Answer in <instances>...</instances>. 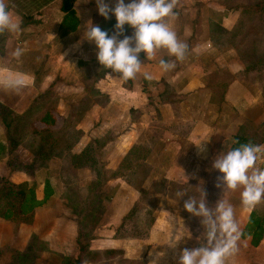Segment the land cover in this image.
<instances>
[{
	"label": "crops",
	"instance_id": "0c3cea01",
	"mask_svg": "<svg viewBox=\"0 0 264 264\" xmlns=\"http://www.w3.org/2000/svg\"><path fill=\"white\" fill-rule=\"evenodd\" d=\"M201 1L202 0H178V4L174 9L177 15L174 18L168 19L167 22L177 33L178 39L188 45L187 53H189L191 61L201 62L203 58H200V56L208 54L212 55L211 62L208 64L202 63L196 70H190L189 68V73H185L183 61H175L174 57H169L167 55L166 50H161L155 59L148 60L145 58V60L142 61V71L135 78L137 79L140 77L143 83L152 85L153 87H158L157 82H162V80H164L162 82L164 84L162 92L169 91L175 96L176 103H155L154 110H152V108L150 109V101L152 103V100L150 99L151 93H148L150 89H148L149 91L144 90L142 87L139 89L135 84L134 79L131 80V83L127 84L128 88H122L124 89V93L121 92V94H130V98L134 100V104L132 103L130 105L131 107H124L122 110L123 114L118 117L116 116V109H120L119 107L122 105L116 104V100L118 99L117 96H115L116 93H104L106 94V103L105 107L103 106L101 109L106 107L110 108L113 100L112 106L113 109H115V114L112 113L111 116L115 126L121 125L123 122L121 117H124V119H129L130 124L127 129L141 127L146 130L139 135V137L143 135L146 142L136 143V140H129L130 146L122 154L118 164L111 168H105L108 172L116 170L119 167L121 161L133 146L142 145L146 146L147 149H150V145L148 146L146 144L151 141L153 136L151 131H148V128H152L154 124L152 123L153 121L159 120L160 123L162 122L158 115V117L150 116L153 114L151 110L154 112L159 111V113H169L171 110V120L169 125L187 127L184 134L174 132L172 129L163 128L161 130L160 139L163 138L166 131L170 132V138L167 137L166 140L164 139L166 142H168L169 139H172V141L166 145L168 150H165V152L170 150L169 155L172 154L173 157H176L177 159L182 155L180 154L183 150L181 144H191V183L194 186L200 187V189L204 188L202 186L203 184L198 186V183L196 184L195 182H197V179L202 176L206 179L205 176L208 175L209 169H206L205 165L211 161L214 162V159L220 153H227L233 144L234 136L241 131V128H245L248 132V125L257 127L260 124H264V119H260V116L264 114V91L261 88L259 80L247 78L249 74L259 70L256 68L255 70L253 69L250 71L247 66L250 63H255V61L260 58V54L264 53V47L263 50H261V46L259 45V42H261L259 35L264 36V34L261 32L259 25L254 22L257 20V23H261L260 20L262 19L264 25V11L253 12L246 9L247 6L253 4L244 5L242 10H239L238 8L231 9L226 5H221L224 12H229L226 17L223 16L220 20H208V23H202L201 18L203 17V10L207 9V6H202ZM220 1L221 0H218L217 2ZM78 5L79 0L75 3V10L80 21L77 31L66 36L60 35V41L64 46L62 51L63 55H71V57H74L85 45V43H82L81 34L86 25L84 24L86 19L83 18ZM87 10L89 11V9ZM189 10L190 13L195 14L190 20L187 18ZM59 12L63 15L60 8ZM232 19L234 20L232 21ZM198 24H200L199 29L196 28ZM245 24L247 26H245ZM215 25H218L221 30L219 31L220 36ZM57 29H59V26H57ZM8 43L9 42L6 41L3 45V54H0V59L7 56ZM249 50L252 52V56L256 58L255 60H246L244 58L246 51ZM189 57L186 56L185 59H188ZM158 59L174 61L176 67L171 70V73L173 72L172 74H175L169 76L171 73L168 74V72L170 71H162L159 67ZM144 72L149 73L152 76V79H145L143 75ZM223 74L227 75L228 78L224 80L222 78ZM144 80H147V82H144ZM158 89L159 88H157V90ZM81 90L82 92L90 90V92L93 93L91 94L93 95L94 100L100 104L98 101L99 96L96 95L94 89L81 88ZM143 90L145 92H143ZM162 92L159 91L155 98L161 99ZM38 95H41V93L36 92L35 94L27 95V98L21 100V105L18 106L14 103L8 104V102L6 103L2 100H0V102L13 110V112L21 114L30 107L31 101ZM126 102H128L127 98ZM90 106L91 105L87 106L83 102L76 104L75 107L66 105L68 112L64 114L63 119L67 122H71V126H74V129L82 132L79 140L67 153L69 158H71V156H80L87 146L91 144L96 145V141H101L109 133L108 130L101 133L100 131L97 133L92 132V135L98 136L86 135L83 125H86L85 119L92 107ZM57 108L58 103L55 104L54 109L57 110ZM131 109L136 110L137 117H132ZM259 113L260 115L258 119ZM143 116H145V119H143ZM148 116L150 118L146 120ZM98 123L100 124V119ZM127 123L128 122L125 120L124 125H128ZM99 130L101 129L99 128ZM127 137H125V139H127ZM114 138L116 141L118 136H114ZM133 138L135 139V136H133ZM184 140L185 142H178ZM126 143L127 141L125 144ZM151 143L153 142L151 141ZM160 143L161 141H156L155 143L158 148L162 147ZM199 144H201V146H197ZM262 145H264V143ZM104 146L102 147L103 149ZM93 154L94 158H100L97 154ZM195 159H197V162ZM48 166V171H50V164ZM259 167L264 168V162L259 163ZM60 168L62 169V166H60ZM72 168L77 171V176L81 175L80 173L82 170H84V173H87L89 177H87V181L85 182L86 188L95 178L94 173L88 166L75 167L77 169L74 167ZM150 174L151 175H148L149 177L147 176L143 185L144 190H150L152 184L155 182L157 183L162 180L166 181L167 184L171 182L166 176L158 179L152 178V172ZM172 181L178 183L177 181ZM78 182H80V180H78ZM64 183L65 182L61 180V188H59L51 181L55 194L45 205L35 210L30 218L32 219L31 225L28 224L21 226L18 222L0 219V246L7 240L5 235L8 233H5L4 230H11L12 234L10 238L15 236L17 241H19L22 232L30 230V233L39 236V239L48 245L49 251L47 252H49L50 255L59 254L62 256L70 255L72 257L77 255L75 244L79 231L77 218L70 209L67 208L64 200L59 196V191L66 192L68 189L69 184ZM105 183V187L109 189L110 194L106 197L100 196L104 198L102 199V206L108 216L104 224H101L102 227L96 230L97 233L94 234L95 239L90 241L88 249L89 252L98 255L96 257L91 254L84 255L85 258L83 259V264H99L100 261L97 258L105 252H112V254L108 256V259H106L109 262L114 258H119L123 260L125 264H134L136 262L153 264V261H156V264H178L179 255L183 249L186 247L188 249L200 247L201 242H199V238H197L196 232L193 230L192 226L190 227V216H188L190 213H185V209L184 213L181 214H175L173 212V221L169 219L168 214H161L169 205L168 203H170L172 207L173 205L177 206V210H180V206L183 208L184 202L171 197L168 185L160 194L155 195L159 199V203L153 212L154 221L149 226L147 230L148 233L141 238L133 237L123 239L117 237L116 233L122 224L123 219L131 213L132 209L138 201H140L139 199L141 195L122 178H109ZM220 190H218L221 197L220 199L226 200L234 207L235 219L239 223L242 232L252 211H258L264 214V202L257 205L254 209H246L241 205L240 190L242 189H237L235 191L225 190L224 192L221 188ZM192 191L193 190H191V193H193ZM204 191L206 192V188H204ZM36 197L38 200L43 198L42 188L36 192ZM53 207L56 209H53ZM53 211L57 212L53 213ZM181 215H183V217ZM41 216L44 217L43 223L47 228V237H44L46 235L42 232L38 233L35 231V228H37L36 224ZM192 219L193 218H191V220ZM178 221L179 223L177 224ZM179 225L182 226L181 229H183V227L187 228L191 232L192 238H183L174 247L169 246L168 244L173 241L175 234L181 231ZM41 235L43 237H41ZM59 238L64 239L65 241H61ZM239 242L241 247L238 253L230 258L228 264L264 263V240L257 248L251 247L250 238L240 240ZM70 243L72 246L71 249L67 247ZM68 252L69 254H67ZM159 253H163V256L158 258ZM86 256L95 257L96 260H89Z\"/></svg>",
	"mask_w": 264,
	"mask_h": 264
},
{
	"label": "rangeland",
	"instance_id": "374dc122",
	"mask_svg": "<svg viewBox=\"0 0 264 264\" xmlns=\"http://www.w3.org/2000/svg\"><path fill=\"white\" fill-rule=\"evenodd\" d=\"M217 1L218 0L201 1L202 6H207V9L203 10L204 18L203 17L201 18L202 23H208V20H220V18L222 19L223 16L226 17L229 12L228 11L224 12L221 5H226L231 9L238 8L239 10H242V7H244V5L254 4L261 0H221L220 2ZM129 2L130 0H125L126 4ZM6 3H8L9 5V11L13 15V18L19 20L21 30L15 34L5 32L4 34L0 35V37L4 39L2 45H4L6 41L9 42L7 48L8 49L7 56L2 57L0 59V71H3L4 73H8V72L24 73L26 74L28 85L18 94L5 91L4 89L0 88V100L5 101L6 103L8 102V104L14 103L16 104V106H18L21 105V100H25L27 98V95L40 92L41 96L38 95L36 98H34L32 100L31 105L35 104L36 102L37 103L46 102V104L58 103L57 110L54 111L53 109L52 111L56 119V126H55L56 129H60V127L63 125L62 122H63L64 114L68 112L66 105L75 107V105L79 104L80 102H83L87 106L91 105L93 108L90 106L91 109L85 119L86 125H83L86 135H92L93 134L92 132L97 133L100 131L101 133L109 130L107 136L100 141L102 144L100 143L98 145H92V150H91L92 157L94 155L93 153L97 154L100 157V158L93 157L95 159L94 172H95V168L97 171L99 170L101 174V178L104 180L106 177L109 176V172L105 168L106 167L111 168L118 164L122 154L125 152L126 149L129 148L130 146L129 143L131 140H136V143L146 142L145 137H143V135L139 137L140 134L146 131L144 128L134 127L133 129L132 128L127 129L129 128V124H130L128 118L124 119V117H121V119L123 120L122 124L116 126L114 125V122L112 121L113 118L111 116L112 113L115 114V109H113L112 106L113 100L110 108L106 107L104 109H101L103 106L105 107V103H106L105 95L108 94L109 92L113 94L116 93L115 96H117L118 98L116 100L117 101L116 104L122 105L121 107H119L120 109H116V116L119 117L120 115L123 114L122 110L124 107L127 106L131 107L130 105L134 102V100L130 98V94L125 93L127 97L125 94H121V92H123L124 90L122 88L124 87L128 88L127 85L128 82H124L119 77L108 75L106 73L107 69L103 68V66L100 65V63L97 60L96 45L92 42L87 41L86 39H83L84 29L81 34L82 43L83 44L85 43V45L81 48L82 50L77 52L74 57H71V55L70 56L63 55L62 51L64 46L60 41L61 31L57 29V26H59V24L63 19V15L59 12L60 0H6ZM105 3H107L109 7H115V0H105ZM78 8L83 18L86 19L84 24L91 22L93 25L100 26L102 23L108 20L105 19L103 16L99 15L96 0H89V2H85V0H79ZM87 9H89V11ZM41 13H46V14H41ZM112 16L114 15L110 14V17ZM194 16L195 14L190 13L189 10V14L187 18L190 20L191 17L193 18ZM233 20L234 19H232V21ZM254 22L255 24L259 25L257 23V20H255ZM199 26L200 24H198L196 28L199 29ZM245 26L247 25L245 24ZM126 32L127 33L125 35L123 34L122 36H119L118 39H123L124 36L131 37L134 34V29L130 27ZM259 38L261 41L259 42V45L261 46V50H263L264 36L259 35ZM18 46L23 47L25 49V52L19 61L12 59L11 57V53ZM186 56L189 57V53H186ZM211 57L212 55H208V54L201 55L200 58H203L201 62H197V61L193 62L191 61L190 57L188 59H184L183 65L185 66V73H189L188 72L189 68L190 70H196L202 63L203 64L210 63ZM244 58L246 60L256 59L254 56H252V52L250 50L246 51ZM169 73H171V71L168 72V74ZM172 73L169 74V76L175 74ZM222 78L225 80L228 77L227 75L223 74ZM247 78L248 79L253 78L259 80V82L261 83H264V70L259 69L258 71L249 74ZM163 81L164 80H162V82ZM162 82L161 81L157 82L158 87H153L152 85L143 83L140 77L135 79V84L139 87V89L140 87L144 88V90L150 89V91L148 90L149 91L148 93H151L150 99L152 100L153 104L150 101V105H151L150 109L152 108V110H154L155 103H168V104H173V102L176 103L175 96H173L169 91L162 92L164 88V84ZM80 87L85 89H94L96 95L99 96L98 101L100 104H98L94 100L92 95L93 93L90 92V90H85V92L84 91L82 92ZM157 88L159 89L157 90ZM144 90L143 92H145ZM159 91L162 92L161 99L155 98L156 94ZM126 98L128 99V102H126ZM152 110L151 112L153 114L150 116L156 117L158 115L159 118L162 120V122L160 123L159 120L153 121L152 123L154 124L152 128H148V131H151V134L153 136L151 139L153 143L149 141V143L146 144L148 146L150 145V149L147 157L143 158L142 161L137 160L134 162V165L141 164V167L136 165L134 167L135 170L138 172L137 176L141 177V171L144 173H148V175H151L150 173L152 172V178L160 179L161 177L166 176L167 179L170 180L172 183L171 182H169L168 184L167 182L164 184L162 183V186L159 189L157 187V191L160 190L161 192L165 190V188L168 185V188L170 189V195L173 198L178 199L175 196V193L177 191H183L186 193V196L180 198L181 201L184 202V200L188 199V196L199 199L201 189L200 187L194 186L191 183V144L189 143L181 144L183 150L180 154L182 155H180V158L177 159L176 157H173L172 154L169 155L170 150L168 152H165V150H168L166 145L169 144L170 141H172V139H169L168 142L165 141L167 137L170 138L171 136L169 135L170 132L169 131H166L165 133L162 132L164 133V135L163 138L160 139L161 130L163 128L172 129L174 132L184 134L187 130L186 129L187 127L169 125V122L171 120V115H170L171 110L169 111V113L166 112L159 113V111L154 112ZM130 111L133 118L137 117L136 110L131 109ZM260 113L258 114V119ZM35 114L33 113L27 118L20 119V121L18 120L17 122L23 127L20 129L13 128L11 134L13 140H15L16 143L18 142L16 144L18 147L16 148L17 158L15 159V162L17 163L18 168H20V170H22L24 174L21 178V181L26 189L32 184V181L28 180L29 177H32V175L28 176V174L35 167L39 165H45L47 162V160L36 159V155H38L41 149L31 153L29 147L23 145L26 138L28 139L27 142H32L27 137L28 136L27 133L21 134V132L23 131L30 132V128L28 126L29 120H32L31 118L35 116ZM3 115L7 116L5 111H3ZM149 118L150 117L148 116L146 120H148ZM99 119H100V124L98 123ZM143 119H145V116H143ZM260 119H264V114L260 116ZM125 120L128 122L127 123L128 125H124ZM163 124H167V125H163ZM36 126L38 128L41 127L38 123H36ZM248 126H249L248 135L250 137H252L255 141H259L260 139H262L264 135V124H260L257 127L253 125L252 126L248 125ZM99 128L101 130H99ZM73 132H76V129H74L72 126L67 128V130L66 128H63V130L59 131V133L52 135L53 138L50 136L51 141L52 143L56 141L59 145L65 147V145L63 144L64 143L68 144L69 140L71 139L70 138L71 135H74ZM113 135L118 136V139H116V141ZM92 136H98V135H92ZM133 136H135V139L133 138ZM125 137H127V139H125ZM155 139L158 142L161 141L160 144L162 145V147L159 148L157 147V145L155 144L156 143ZM35 141H36V145L41 144L39 139ZM126 141L127 143L125 144ZM178 142H185V140ZM103 146L104 149L102 148ZM24 147H26L27 149ZM46 148H50V146ZM44 150L45 149H43L42 152ZM145 153L146 152L142 151L140 148V153L138 155L139 157H142ZM31 160H34V163L30 165ZM195 161L197 162V159H195ZM49 164L51 166V169H49L50 171L39 172L38 174L35 175L36 177L35 181L41 183L45 179V177L48 176L50 180L54 182V184H56V186L59 188H61L60 181L61 180L66 181L67 183L65 182L64 184H69L68 189L66 190V192L59 191V196L61 197V199L64 200L66 205L74 206L75 209L76 208L78 210L86 209L88 207L87 204H89V197H87L86 191H84L83 188H85L86 186L85 182L87 181V177H89L87 173L86 172L84 173V170L81 171L80 169L81 175L77 176L78 174L77 171L72 168V167L75 168V166L71 163L68 154L65 153H63L62 155V159L51 160V163L49 161L48 165ZM212 164L213 161L205 165V168L209 169L208 175L205 176L206 179L203 178L204 176H202L201 178L197 179V182L195 183L196 184L198 183L197 185L201 186L202 184L205 183L204 181L213 177L214 181L210 183L211 184L210 187L214 188L213 190L214 193H211V195L213 196L211 198H215L217 202L221 198L218 191L220 190V188L216 187V184L218 183L217 178L222 174L218 170L214 169L212 167ZM60 166H62V169L60 168ZM81 166L82 165H80L79 167ZM183 171L184 174L189 178L188 184L187 183L178 184L173 182L172 180L178 181ZM127 172L128 171H126V173ZM7 173L8 170L5 168L4 160H0V174L7 175ZM127 174L129 175V178L131 180H134L132 175H130L129 173ZM137 176L135 175L134 177ZM78 180H80V182H78ZM105 184L106 183L104 184L101 183V185L97 188L96 191L101 196L106 197L108 194H110V192L109 189L105 187L106 186ZM191 190H193L192 191L193 193H191ZM67 194H69L68 196H70V201H66L64 197L65 195L67 196ZM139 200L140 201H138V203L136 204L137 208L135 213L132 216L128 215L127 217H125V219H123L122 224L117 230L116 233L117 237L123 239H128L133 237L141 238L148 233L147 230L149 228L148 227L149 216L146 213L148 211L154 212L158 198L155 195L151 194L149 196L142 198L140 196ZM168 204L169 205L167 206V208H165L164 211H162L161 213L162 215L168 213L173 214V212L175 214L178 213L181 214L184 213L185 211L184 208H182L181 206L179 207L180 210H177L176 209L177 206L173 205L172 207L170 203ZM0 205H2L3 207L2 211L5 210V208L7 207V202L4 201L2 197H0ZM53 209L56 208L53 207ZM55 212L57 211H53V213ZM1 213L2 212H0V219L4 220L1 216ZM185 213L188 212L185 211ZM107 216L108 215L105 210L102 211L98 210L96 214L97 220L95 221V223L87 222L85 225L82 224L83 225L82 229L84 230L85 235L88 234L90 236L91 234L92 235L96 234L97 233L96 230L102 227L101 224H104V222L107 219ZM181 216L183 217V215ZM188 216H190L189 217L190 227L192 224L193 230H195L197 238L203 237L202 233L204 229L200 223V218L199 221H194L193 219L197 220L198 218L192 216L191 214ZM43 218L44 217L41 216V218L39 219L38 223L36 224L37 228H35V231L38 233L42 232L44 235H46L44 237H47L48 232H47V228L45 227V224L43 223ZM191 218L193 219L191 220ZM79 219L80 217H78V220ZM31 221L32 219L24 220V221L20 220L18 221V224L21 226L28 224L31 225L32 224ZM178 223L179 221L177 222V224ZM179 228L181 229L182 226L179 225ZM4 231L9 235L8 234L5 235L7 240L0 246V264H66L64 258L70 257V255L67 256H62L59 254L50 255L49 252H47L49 251L48 245L42 240H40L39 236L30 233V230L26 232H22L20 234L19 241L16 240L15 236H13V238H10L12 234L11 230L7 229ZM41 237L43 236L41 235ZM59 240L65 241L64 239L61 238H59ZM67 247L71 249L72 248L71 243ZM240 247H241L240 242H238V248L240 249ZM67 254H69V252ZM75 256L76 255H74V257ZM108 256L110 255L102 254L101 256H99L97 258L100 261L99 264H125L123 260L114 257H113L114 259L109 262L108 260H106L108 259ZM86 257H88L87 259L89 260L92 259L96 260L95 257H90V256H86ZM134 264H143V262H136Z\"/></svg>",
	"mask_w": 264,
	"mask_h": 264
},
{
	"label": "clouds",
	"instance_id": "9594fccd",
	"mask_svg": "<svg viewBox=\"0 0 264 264\" xmlns=\"http://www.w3.org/2000/svg\"><path fill=\"white\" fill-rule=\"evenodd\" d=\"M96 4L99 15L105 19H109L110 14L115 16V34L109 36L98 25L88 22L84 26L83 39L96 45L100 65L119 74L123 81L134 80L141 73V53L146 59L153 60L161 50H166L167 55L174 57L175 61L185 59L188 45L178 39L177 33L167 22L177 15L174 9L178 0H130L127 4L125 0H115V7H109L105 0H96ZM125 25L134 29V34L118 39L124 34ZM20 30V22L13 18L8 3L0 0V35L5 32L15 34ZM24 52L25 49L18 46L11 53V57L19 61ZM159 67L167 72L173 70L176 63L160 59ZM143 75L147 80L152 79L147 72ZM27 85L26 74L0 71V88L5 91L18 94ZM261 162H264V145L251 142L240 144L226 154L220 153L212 164L222 174L217 178L216 187L223 192L242 189L241 205L246 209H254L264 202V168L259 167ZM188 179L183 171L177 182L188 184ZM175 196L179 201L186 193L177 191ZM183 208L192 216L200 218L204 240L198 248L183 249L178 264H228L230 258L238 253V242L242 236L240 225L235 219L234 207L224 199H219L214 206L209 207L202 188L200 198L188 196L184 200ZM168 215L173 221L172 214ZM183 238H192L191 232L185 227L175 234L168 245L174 247ZM160 256L163 253H159L158 258Z\"/></svg>",
	"mask_w": 264,
	"mask_h": 264
},
{
	"label": "trees",
	"instance_id": "16d2710c",
	"mask_svg": "<svg viewBox=\"0 0 264 264\" xmlns=\"http://www.w3.org/2000/svg\"><path fill=\"white\" fill-rule=\"evenodd\" d=\"M77 0H61L60 2V11L63 13V19L59 25V31H61L60 35L61 36H66L70 33H73L77 31L78 26H79V18L77 16L76 10H75V3ZM249 11L253 12H263L264 11V0H261L259 2L254 3L251 6H247L246 8ZM261 23L259 22V27L261 29V32L264 34V25H263V20H260ZM115 24H116V19L115 16L110 17L106 22L102 23L99 27L101 30L106 31L109 36L115 34ZM216 30H218V33L220 30L218 25H215ZM130 28V26L125 25L124 26V35L127 33L126 31ZM216 33V31H215ZM220 36V33H219ZM3 42L4 39L0 37V54H3ZM140 59L141 61L145 60L144 54H140ZM247 68H249L250 71L253 69L255 70L256 68L258 69H263L264 70V53L260 55V58L255 61V63H250ZM104 73V72H103ZM108 75L112 76H117L119 77V74L113 73L110 69H107L106 72ZM102 76V75H101ZM120 78V77H119ZM147 82V80H144V82ZM125 82V81H124ZM128 83H131V80L126 81ZM261 88L264 91V83H261ZM51 87V86H50ZM41 96V95H40ZM32 103V101H31ZM37 103V102H36ZM30 104V107L24 111L21 114H17L13 112L10 108H8L6 105L2 104L0 102V160H4V165L5 168L8 170L7 175H1L0 174V197L3 198L4 201L7 202V207L5 210L2 211V205H0V212L2 218L5 221H24V220H29L35 210L38 208L42 207L47 203V201L54 196L55 191L54 188L51 185V180L47 176L45 179L41 182L38 183L35 181V175L38 174L41 171H47L48 172V163L49 161L53 160H59L62 159L63 153L67 154L72 146L79 140L81 131L76 130V132H73L74 135H71V139L69 140L68 144H63L65 147H62L59 145L56 141L52 143L51 137L53 138L52 135L59 133V131H62L63 128H69L71 126V122H67L66 120L63 119V125L60 127V129H56V119L54 114L52 113L53 109L55 108V104H46V102H41L37 104ZM3 111L6 112L7 116L3 115ZM55 111V109H54ZM35 114L31 119L29 120V128L30 132H25L23 130L22 133H27L28 138L32 142H27V138L24 141L25 146H28L29 149L32 152H36L37 150L41 149L36 155V159L40 160H47L45 165H39L35 167L29 174L27 171L29 177L28 180L32 181V184L26 189L24 185L22 184L21 178L24 175L22 170L18 168L17 163L15 162V159L17 158L16 154V148L18 147L16 144V141L13 140L12 138V131L13 128H22L23 126L20 125L17 121L20 119L27 118L31 114ZM36 123H38L41 127H37ZM74 128V126H72ZM51 136V137H50ZM37 138V139H35ZM40 140L39 145H36L35 140ZM235 141V143H234ZM251 142L252 144L256 145H262L264 143V135L262 139L259 141H255L252 137L248 135V132L246 131L245 128H241V131L234 136L233 138V144L229 148V150L237 148L240 146V144H246ZM101 142L98 140L96 141V145L100 144ZM102 144V143H101ZM50 148H46L49 147ZM53 147V148H51ZM26 148V147H24ZM140 148L142 151L146 152L142 157H139L140 153ZM27 149V148H26ZM45 149L43 152L42 150ZM49 150V151H48ZM92 144L87 146L82 154L78 157L71 156L70 160L71 163L75 167H79L80 165L82 166H88L91 168L92 172L94 173V180L92 183L85 189L87 197H89V204H87L86 209H81L78 210L77 208L75 209L74 206L71 205H66L67 208L70 209V211L76 216L77 218V223L79 226V231H78V236L76 238L75 244H76V249H77V255L75 257H68L64 258V261L66 264H83V259L84 255L86 254H91L93 256H97L98 254L96 253H91L89 252V244L92 239H95V235H85L82 224L88 223H95L96 219V214L98 210H103L102 206V199L103 197L100 196V194L97 193V188L101 185V183H105L109 178H122L124 181L129 184L131 187H133L136 191H138L141 194L142 197L149 196L151 194L157 195L160 194V190L157 191L158 189L162 186V183H166V181H160V182H155L152 184L150 190H144L143 185L147 179L148 173H144L141 171V177L137 176L138 172L135 170V165L140 166L141 164H135L134 162L139 160L142 161L143 158H146L149 149H147L144 146H133L127 155L123 158L121 161L119 167L116 170H112L109 172V176L106 177L104 180L101 178L100 171L96 170L94 172V167H95V159L92 157ZM34 163V160H31L30 165ZM133 165V166H132ZM129 173L130 175L133 176L134 180H131L129 178V175L126 173ZM35 173V174H34ZM103 173V172H102ZM144 173V174H143ZM104 174V173H103ZM137 177H134V176ZM214 181V178H209L206 180V182L203 184V187L206 188V201L208 203L209 207H212L216 204L215 198L211 195V193H214L213 187H210V183ZM66 182V181H64ZM67 183V182H66ZM210 187V188H209ZM42 188L43 192V198L41 200H38L36 197V192L38 189ZM203 188V189H204ZM65 195L64 197L66 198V201H70V196ZM183 202V201H182ZM159 203V199L157 200V205ZM155 205V206H157ZM137 206L132 209L131 213L129 214L132 216L135 211H136ZM149 216V226L151 223H153V212H147L146 213ZM78 217L80 219L78 220ZM198 218V217H196ZM194 221H199V218L193 219ZM148 226V227H149ZM192 226V224H191ZM193 228V227H192ZM195 231V230H194ZM203 236V235H202ZM199 242H203L204 236L203 237H198ZM250 238V245L253 248H257L261 242L264 240V214L258 211H252L248 222L246 223V226L242 232V236L240 240H244ZM105 255H110L112 252H105Z\"/></svg>",
	"mask_w": 264,
	"mask_h": 264
}]
</instances>
